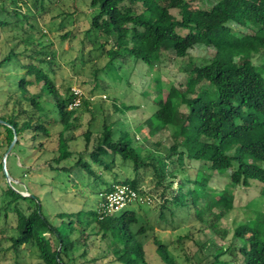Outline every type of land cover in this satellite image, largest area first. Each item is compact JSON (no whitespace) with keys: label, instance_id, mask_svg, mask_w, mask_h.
Wrapping results in <instances>:
<instances>
[{"label":"trees","instance_id":"trees-1","mask_svg":"<svg viewBox=\"0 0 264 264\" xmlns=\"http://www.w3.org/2000/svg\"><path fill=\"white\" fill-rule=\"evenodd\" d=\"M27 1L41 18L61 3L0 0V38L6 45L0 67L15 65L19 71L5 78L2 95L6 106L12 104L7 115H0L6 122H0V128L7 147L16 135L11 152L25 154L27 146L21 141L29 135L31 149L53 152L47 161L51 170L70 174L78 168L97 178L102 170L111 171L117 158L132 167L131 178L125 176L118 183L148 194L152 202L155 195L161 198L156 201L159 220L167 221L164 212L173 215L180 206L200 225L164 241L153 234L148 219L152 205L130 203L112 213L97 208L93 221H71L73 212L62 213L70 225L60 229L38 195L27 187L29 194L21 193L22 178L32 170L22 163L19 182L5 180L0 187V264H20L21 254L32 248L43 264H83L92 237L104 245L101 256L110 257L112 264H177L170 248L182 249L185 262L191 264H264V230L259 222L238 223L225 245L209 236L210 232L228 235L221 220L232 207L227 206L233 203L231 188L248 187L256 180L264 194V0H89L85 38L98 42L106 68L116 73L132 63L153 68L155 60L172 50L178 68L186 73L183 82H164L162 96L153 98L156 106L147 118L149 139L162 131H170L172 139L169 147L158 143L154 150L139 149L134 132H117L119 117H103L91 149V129L74 134L80 127L81 107L88 101L69 108L75 98L70 80L61 78L67 85L57 80L61 66L54 46L37 31L36 16L22 13L21 5ZM197 43L208 48L207 56L189 54ZM100 86L107 87L103 82ZM48 102L51 115L46 111ZM119 105L113 104L114 113L139 107ZM78 136L84 139L82 151L71 147ZM2 162L0 174L5 178ZM192 162H201L194 172ZM7 170L14 177L8 166ZM215 174L229 178L222 189L211 185ZM146 179L147 189L142 188ZM112 186L99 192L98 202ZM189 241L194 250L187 246ZM148 243L157 259L148 252ZM209 243L212 252L196 260V253Z\"/></svg>","mask_w":264,"mask_h":264},{"label":"rangeland","instance_id":"rangeland-1","mask_svg":"<svg viewBox=\"0 0 264 264\" xmlns=\"http://www.w3.org/2000/svg\"><path fill=\"white\" fill-rule=\"evenodd\" d=\"M27 2L21 5L22 13L25 12L33 17L36 16L35 18L39 21L37 31H42L46 34V42L54 46L56 60L61 66L57 71V80L62 85H67L61 79L67 77L70 80L71 90L73 88L81 90V102L84 99L88 101L87 104L82 103L80 127L74 134H80L81 129H91L93 132L89 144V149H91L95 134L101 129L103 117H108L109 120H115L119 117L115 129L117 132L123 129L134 132L136 138H138L137 145L139 149L148 148L154 150L158 143L163 147H169L172 144L170 131H162L149 139L151 135L149 125L151 122L147 118L156 106L153 98L156 96L161 97L163 94L161 87L164 82L178 84L186 79V73H183L178 68L177 63L173 59V51L165 52L161 61L155 60L153 68H148L145 63H132L131 66L125 65L119 73H116L110 70L109 67L106 68L107 58L98 49V42H90L88 40L89 37L85 38V30L88 28L87 16L90 11L89 0H61L60 5L52 9L51 12L43 14L42 18L33 9L32 1ZM64 17L65 20H63ZM24 23L28 27L27 23ZM64 34L68 35L63 38ZM5 51L4 39L0 38V59ZM189 54L193 57H203L207 56L209 52L205 45L197 43L189 50ZM17 73L19 71L15 65L12 68L10 66L0 67V115H7L9 107H12V104H9V107L4 104L2 96L4 94L3 89L6 87L5 78ZM101 82L105 83L107 87L101 88ZM94 86H98L97 89ZM120 102L138 104L139 107L123 113H114L113 104L116 103L117 106H120ZM51 109L52 105L48 102L46 111L50 112V115ZM57 129L58 126L52 127V131ZM21 144L27 146L26 153L23 154L17 149L12 152L10 150L6 156V168L8 166L11 175L14 176L11 177L12 180L18 183L20 176H22L21 164L32 167L31 172L22 178L23 189L21 193L28 195V190L30 189L38 195L45 212L51 215L52 222L60 229L63 228V225H70V222H68L69 218H66L62 213L73 212L71 221L79 219L84 221L87 218L93 221L98 208L99 192L103 191L107 184H120L118 183L119 180H122L125 176L130 178L132 176L131 165L122 164L117 158L111 171L102 170L100 172L101 168L95 167L96 171L100 172L99 178L88 175L85 171L78 168L70 174L56 173L47 164L53 152L46 150L44 153H39V151L31 149L29 147V135L25 136ZM71 144V147L76 151L84 150V139L82 136L76 137ZM7 148L4 141V132L0 128V162L3 161ZM84 156L87 158L86 153ZM200 164L201 162H192L190 164L193 167L191 172H194ZM5 180L0 174V187L3 186ZM228 180L227 175L215 174L211 185L217 189H222ZM146 182L147 179L142 188L147 189ZM253 182L248 187L231 188L233 203L232 205L227 203V206L232 207L221 220L222 225L229 230L228 235L223 238L214 234V232H210L209 236H212L215 243L220 245L227 244L231 240L234 227L238 223H244L247 220L253 225H257L258 223L256 222H259V225L261 224L260 228L264 230V220H262V215H264V194L260 193L257 181ZM173 187H176V183L173 184ZM158 200L161 201V198L155 195L154 201L151 203L152 206L148 211V219L154 226L153 234L157 237L167 241L175 238L178 234H184L187 227L192 230L200 225L180 206L174 208L173 215L169 213L170 211L164 212L167 215V221L159 220L156 207V201ZM203 202L204 200L202 199V204ZM207 213V211L204 212V214ZM0 222H2L1 217ZM91 223L87 227L88 231H91V226L94 224V222ZM198 236L196 235V238L199 241ZM236 242L240 243L239 240H236ZM188 245L192 250L196 248L193 242L189 241ZM103 246L99 239L92 237V240L90 239L87 244V253L82 259L83 264H112L110 257L101 256ZM146 246L148 252L152 254V258L157 259L152 253V249H149L151 248L150 243ZM212 247L213 245L210 243L205 245L202 251L196 253V260H200L201 257L203 258L206 254L212 252ZM170 250L176 257L177 264H191L190 262H185L182 249L173 251L170 248ZM80 251L81 249L78 252ZM7 256L11 257V253L8 252ZM1 259L2 254L0 252V263H2ZM19 261L20 264H43L38 260L37 252L33 248L24 250L19 257Z\"/></svg>","mask_w":264,"mask_h":264},{"label":"built area","instance_id":"built-area-1","mask_svg":"<svg viewBox=\"0 0 264 264\" xmlns=\"http://www.w3.org/2000/svg\"><path fill=\"white\" fill-rule=\"evenodd\" d=\"M72 91L75 94V98L73 102L69 104V108L81 103V90L73 88ZM100 197L98 211L102 213L118 211L130 203H142L147 205L152 203L151 196L139 193L128 184H115L108 192L100 194Z\"/></svg>","mask_w":264,"mask_h":264},{"label":"water","instance_id":"water-1","mask_svg":"<svg viewBox=\"0 0 264 264\" xmlns=\"http://www.w3.org/2000/svg\"><path fill=\"white\" fill-rule=\"evenodd\" d=\"M0 122L2 123H6L4 120L0 119ZM16 140V135L14 136L12 142L9 144L5 154H4V159H3V162H2V169H3V174L5 176V179L8 183H10L12 181V178L11 176L9 175L8 171H7V168H6V156L9 154L12 146L14 145V142Z\"/></svg>","mask_w":264,"mask_h":264}]
</instances>
